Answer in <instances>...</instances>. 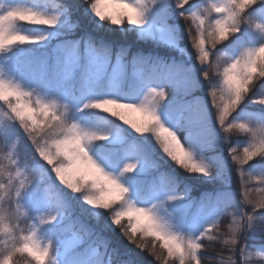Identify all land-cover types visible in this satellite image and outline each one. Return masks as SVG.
I'll return each mask as SVG.
<instances>
[{
    "label": "trees",
    "instance_id": "16d2710c",
    "mask_svg": "<svg viewBox=\"0 0 264 264\" xmlns=\"http://www.w3.org/2000/svg\"><path fill=\"white\" fill-rule=\"evenodd\" d=\"M190 2L192 3L184 9H178L179 13L175 14V17L178 18V24H180L182 38L181 46L176 47L163 44L157 39L149 38L148 35H143L140 28L149 29L147 32H151L152 28L151 17L148 14H145L146 22L141 27L128 24L113 26L108 22H101L91 12L89 6L83 3V0H0V14H4L19 6L30 8L46 16L58 18L56 26L51 28L43 25H31L26 22H20L15 25L14 31L29 37H43L44 39L38 44H13L0 51V78L18 84L24 90L33 92L35 96L47 103L55 104L57 112L63 116L67 123L78 126L77 124L85 121L87 122L85 132L107 137V139L92 141L87 144L93 146L96 151L109 154L116 152L114 150L119 142L126 146L131 144V146H134V150L136 149V151L140 152L141 157L143 156L145 161L150 162L151 167H148L150 170L148 175L156 174L159 170H167L181 182V185L177 187L179 190L186 191L184 186L188 185L191 189V194L200 195L205 193L203 190H210L211 192L223 186H232V182L235 180L239 183L240 178L236 171L237 166L233 163L228 150L236 148L242 152L244 147L252 143L249 133L239 135L231 133L227 139L228 143L224 147L205 152L207 155H223V158H225L221 169L217 166H211L209 171L213 179L212 182H209L211 184H209L202 174H189L177 167L162 152L152 134L137 133L128 124L112 117L110 113L115 109L110 108L108 112H104L101 109L86 107L82 109L76 104L72 107L71 101L67 97L69 96V90L66 89L68 82L64 79L65 77L61 75L43 76L46 74L45 71L48 72L47 68L56 67L64 63V52L72 44L79 46L77 42L81 45L90 43L98 48L102 57L96 62L94 71L100 79L110 71L113 58H115V61H113L114 65L118 68H123L126 65L130 68L131 66L132 71L130 70L131 72H128L126 77L120 76L123 78L122 81L124 80L122 85L127 90L140 85L139 78L136 76V70L139 68L138 66L132 67L137 59L154 56L169 60L170 64H173L172 60L176 59L178 63L176 68L180 71V68L187 70L188 81H183L168 88L166 90L168 93L167 99L161 102L158 107L162 106L168 109L172 106L182 105L186 109H200L196 106L200 99L205 98L206 104L205 102L204 104L207 109L218 115V111L210 103L209 92L213 87H220V79L214 76L210 82L205 81L202 73L207 71V66H202L199 62H197L195 73L192 74L188 69V62L186 57L183 58V55H197V52L192 46L187 31L188 26L181 18L180 13H198L203 15L204 13L202 14L200 10L203 8L207 9L213 4H223L225 0H190ZM144 4L145 13L156 10V8L161 6L159 4L157 7L150 0H144ZM160 9L164 10L166 6H161ZM262 10H264V5H257L251 9L247 13L249 23L242 25L240 29L253 32L258 30L256 24L264 27V19L262 20L258 17ZM217 18L215 13L208 17L213 22ZM235 37L236 35H233L228 40L222 41L217 45V49L213 53L214 57L222 58L225 65L231 63L229 59L230 51L227 48L235 44L234 42L228 44L227 41L232 42ZM237 38H241V35H237ZM259 43L261 42L259 41ZM80 48L81 46H79V51L74 59L77 65L83 62V53ZM81 68H83V65ZM142 70H144V74L148 73L146 69ZM36 76L40 78L38 80L43 86L40 91L36 89ZM57 88L63 89L65 95H67L60 105L49 102L46 99L48 95L53 96L57 92ZM262 98H264V79L256 84L239 106L242 107L247 101L251 103L249 109L264 114V105L256 102ZM9 99L15 103L14 98L9 97ZM129 118L137 123L141 120L134 114H131ZM183 124L184 122L182 121ZM182 125L178 126L174 131L170 130L177 134L181 144L188 149L193 159L203 165L197 143L190 140L187 129L183 128ZM0 155H11L17 161V167L22 174L31 178V183L26 189L21 191V195L15 203L20 206L27 219L36 225L35 230L40 241L45 245L51 244V256L56 261V264H68L71 259H87L91 260L92 264H95L97 260H94L97 257L103 256L104 258L106 255L110 257L112 264H157L154 258L146 251H141L128 242L120 228L112 223L109 212H107L108 209L103 210L88 205L84 201L83 194L74 193L58 181L51 169L52 166L40 159L33 144L20 127L19 122L10 118V109L3 100H0ZM145 161L141 159L138 163H135V170H145L148 166ZM259 162L264 163V158L254 157L253 161L245 166L244 171L248 174V167L252 163ZM54 163L58 165L59 160L54 161ZM126 176L136 178L140 175L136 172H131L127 173ZM69 178L75 179V177L71 176ZM204 182L207 184L200 185ZM252 187H256V185L253 184ZM235 189L238 190V187ZM253 194L259 195L258 193ZM105 200H112V195L106 196ZM127 201L128 199L125 197V202L127 203ZM238 201L239 207L243 208L240 193ZM121 203L122 200H116L111 207L118 208ZM244 211L251 212V208H244ZM51 216H55V220L52 223L41 224L39 222L40 217ZM5 222L6 220L4 219L0 224ZM127 222V217L122 218V224L126 225ZM218 223L226 228L230 223V217L225 214L211 225ZM255 223L259 226L264 224V221L257 220ZM137 236H140L139 232H137ZM199 236L183 238L182 240H196ZM146 239L151 240L152 237L148 236ZM2 240L3 237H0V241ZM201 243L206 247L211 246L206 240ZM244 243L247 245L246 250L248 252L264 248V232L250 231ZM199 255L203 261L207 262L216 258L219 259L221 255H227V252L222 251L221 246L216 244L212 252H202ZM19 258L21 257L17 256L15 258L16 261ZM176 264H178V261Z\"/></svg>",
    "mask_w": 264,
    "mask_h": 264
},
{
    "label": "snow or ice",
    "instance_id": "6c2138e0",
    "mask_svg": "<svg viewBox=\"0 0 264 264\" xmlns=\"http://www.w3.org/2000/svg\"><path fill=\"white\" fill-rule=\"evenodd\" d=\"M155 2V0H153ZM177 9H184L191 4L190 0H175ZM91 12L101 21L108 22L113 26L124 24L141 27L145 24V4L144 0H83ZM257 5H264V0H225V3L204 10V14L181 12V18L188 26L187 31L191 39L192 46L195 47L197 56L202 66L206 65L210 72L213 68L223 70L227 65L222 58L214 57L213 49L217 45L238 33L240 27L248 24L247 13ZM9 13H15L11 18H6ZM213 13L218 17L213 21L209 20ZM58 18L46 16L30 8L15 7L4 14H0V32L6 37L0 44V51L13 44H38L43 37H29L14 31L16 24L26 22L31 25H43L55 27ZM256 28L264 33V27L256 24ZM227 39V40H228ZM207 45V46H206ZM210 46V47H208ZM231 63L237 65L239 75L243 80H236L235 75H229L233 87L227 88V99L219 111L217 119L220 125L226 124L231 114L247 98L249 92L256 84L264 79V43L260 46L246 49L238 58ZM206 73H202V77ZM212 104L216 103V93L211 94ZM166 90H149L143 103L137 107L123 108L113 103L93 102L86 104V108L103 109L108 112L119 111L121 118L127 122L137 133H149V128L156 120L163 127L161 134L168 141L171 160L183 167L185 172L210 176L207 167L196 162L190 152L181 147V142H177L176 136L165 127L157 115L158 105L167 99ZM9 97L14 98L15 103ZM0 100L7 103L10 109V118L18 121L33 147L43 161L51 165L58 181L71 189L74 193L83 194L85 203L98 209H108L112 223L119 227L124 237L129 243L135 245L141 251H146L157 264H185V261L192 259L196 264H215L214 260L203 261L199 255V247L202 241H207L210 230L218 224L206 228V230L196 240H182L179 236L170 233L165 225L160 222L152 210L136 207L125 202L127 189L113 176L106 173L89 155L86 145L92 141L104 140L107 137L88 133L79 129L75 124H69L63 116L56 110L55 104L47 103L33 92L26 91L18 84L0 78ZM103 101H115L105 99ZM264 105V98L256 101ZM131 104V103H124ZM112 111V112H113ZM131 114H139L141 120L137 123L130 119ZM236 126V125H234ZM243 132L249 133L252 143L240 149L231 148L229 155L233 163L237 166L239 174L238 191L241 202L243 201L242 212L244 213L245 228L247 235L250 231L256 230L264 232V224L257 225V220L264 221V177L260 179L249 176L245 171V166L253 161L254 157L264 158V126L248 128L244 124L238 125ZM229 131L231 129H228ZM62 158V159H61ZM59 160V164L54 161ZM135 164H128L123 171L131 173L135 170ZM75 177L70 179L69 177ZM90 178V179H89ZM31 183V178L22 174L17 167V161L11 155H0V208L5 213L11 214L15 218V224L9 226L6 223L0 224V264H16V257H25L28 264H56L52 259L51 244L45 245L37 237L36 225L32 224L15 203L20 197L21 191L26 189ZM255 184L256 187H252ZM253 193H258L256 196ZM113 195L112 200H105L106 196ZM116 200H122L118 208L111 205ZM244 208H251V212L244 211ZM140 209H143L142 211ZM127 217V224H122V218ZM5 215L0 214V222H3ZM55 220V216L40 217L41 224H50ZM239 228V225H236ZM137 232L140 236H137ZM247 235L245 239H247ZM151 236L148 240L146 237ZM175 246H178L175 247ZM213 251V246L209 247ZM247 245L239 249L237 255L243 258L246 255Z\"/></svg>",
    "mask_w": 264,
    "mask_h": 264
},
{
    "label": "rangeland",
    "instance_id": "374dc122",
    "mask_svg": "<svg viewBox=\"0 0 264 264\" xmlns=\"http://www.w3.org/2000/svg\"><path fill=\"white\" fill-rule=\"evenodd\" d=\"M159 1L158 3H161L163 7H167L166 9L162 10H152L151 12L148 11V13H145L146 15L151 14V16L155 14H162L160 15L162 19H167L169 18L170 15H168V12H170V9L173 8L176 9V4H174L175 0H157ZM170 7V8H169ZM162 19L154 20L151 28V32H147L149 29H143L140 28V31L143 33V35H148L149 38L153 37L155 39L161 40L165 43H179V38L177 35L176 30L169 25V23L165 22L163 26H159L158 21H163ZM162 27V28H159ZM73 53V52H72ZM67 53L66 54V61H65V66L63 67V73L67 75L74 74L75 68L72 65L71 62V56L74 54ZM88 55L92 58L94 55L92 54V49H88ZM92 62L91 60L89 63ZM154 64H151V69L152 73H157L160 71L159 77L162 76V73L165 74V67L162 70L161 69L163 66L158 65L154 66ZM78 72V71H77ZM162 78V77H161ZM116 78L111 80L110 79V88L105 91L103 94H96L99 90L94 89L93 84L91 83V80L89 79V83L85 86L83 89V93H80V95H76V98L73 99L74 102H77L79 105L82 104H87V103H93V102H101L105 99H112L117 102L121 103H131V104H140L144 102V99L142 97L143 93L142 91H138L132 94L129 93H124L116 88ZM63 95V94H62ZM62 95H59L58 97V102H61V97ZM200 110V109H196ZM195 110V111H196ZM177 111V112H175ZM179 111H183L186 113V111L183 108H177L176 110H165V109H159L157 110V115L160 118V122L166 126V127H173L178 124V116H179ZM205 113V112H204ZM197 111L194 115H190L186 117L187 119V124L193 122H200L202 119L200 117H203L205 114ZM138 119H141L139 114H135ZM236 117L238 116L236 113L234 114ZM190 118V119H189ZM242 120H244L242 118ZM203 121V120H202ZM205 123V122H204ZM206 124V123H205ZM78 128L81 129L82 131H86L85 127L87 123H81L77 124ZM88 153L90 157L109 175L116 177V179L127 189L126 195L130 196V194L134 195V190L136 189L135 185H132L129 180H125L123 178V175L119 174L118 170L120 167L124 166L127 161L132 160V154L133 152L130 150H127L126 152L123 153L122 158L119 159L118 164H116V168L113 170L108 169V165L106 162V157L104 155L97 154L93 149H91L90 146L86 145ZM210 179V177H208ZM152 184H155L156 181H151ZM153 194H157V190L153 192ZM113 199V195H112ZM137 206H148L150 204L149 199L147 201L144 200H139V202L135 203ZM190 203H179L177 202H172V203H166L165 208L163 212H160L156 207L153 205L148 208L153 211L157 219L162 222L166 229L176 235L177 233H181L180 230H184V234H189L190 236L196 235L197 231L203 229V227L206 225V220H204V217L201 216V214H196L194 215V218L186 222V215H183V212L185 210H190L191 207ZM189 207V208H187ZM190 212H193L190 211ZM75 264H85L83 262L81 263H75Z\"/></svg>",
    "mask_w": 264,
    "mask_h": 264
},
{
    "label": "clouds",
    "instance_id": "9594fccd",
    "mask_svg": "<svg viewBox=\"0 0 264 264\" xmlns=\"http://www.w3.org/2000/svg\"><path fill=\"white\" fill-rule=\"evenodd\" d=\"M89 2H91V0H89ZM14 15L16 14L9 13V16L6 18H11ZM5 39L6 37L4 36V34L0 32V44H2L5 41ZM227 39L228 37L225 38V40ZM213 51H215V49H213ZM197 60L200 63L198 56H197ZM205 73H206V75L204 76L205 81L210 82L214 76L220 79V87L219 88L213 87L212 90H210L209 92L210 103L212 107L215 108L219 113L222 107H225V108L227 107V105L224 104V100L227 99V88L233 87L232 80L230 79L229 75H226V73H229L230 75H235L236 80L240 81L241 86L243 84V80L241 76L239 75L237 65L235 63H228L227 67H225L223 70L213 68L210 72L208 71V67H207V71H205ZM213 91L216 93V98H217L215 104H212L211 102L210 94ZM102 103H113L123 108L137 107L139 105V104H124V103L117 102V101H102ZM110 115L127 124V122L121 118L119 111H113L110 113ZM238 125L240 124L233 123L231 120L226 122V124L224 125L219 124L222 132L224 133L225 140L229 138V134L231 133H235L237 135L246 133V132H243ZM162 127L163 126L160 125L158 121L154 120L152 125L149 128V133L152 134V136L154 137L155 141L157 142L162 152L165 153L171 159L170 149L168 147V141L161 134ZM228 129H231V130L229 131ZM165 131L171 132L170 129H165ZM171 134L173 136H176L174 132H171ZM176 139H177V142L179 143L180 140L178 139L177 136H176ZM181 147H183V145H181ZM230 151L231 149L229 150V152ZM177 167L184 170L183 167L180 166L179 164H177ZM188 173L192 174L190 172ZM241 204L243 205V201L241 202ZM140 210L142 211L143 209H140ZM0 213L5 214L6 224H8L9 226H13L15 224V218L11 216V214L5 213L3 208H0ZM227 215L230 217V223L227 225V227L224 228L220 224L217 225L214 229L210 230V234L207 240L208 244L212 245L213 248L216 244H219L221 246L222 251L227 252V255H221L219 259L216 258L215 264H264V248L257 249L254 252H248L245 249L246 255L243 258L237 255L238 250L245 248V245H246L244 243V241L246 240L245 237L247 235V231L244 226L246 218L244 217V213L242 211L239 215L235 214L234 212H229ZM236 225H239V228H237ZM0 247H2V245H0ZM175 247L178 248V246H175ZM199 251L201 253L209 252L210 249L209 247L201 245L199 247ZM16 264H28V262L25 257H21L16 261ZM185 264H196V262L193 261L192 259H188L187 261H185ZM201 264H203L202 261H201Z\"/></svg>",
    "mask_w": 264,
    "mask_h": 264
}]
</instances>
